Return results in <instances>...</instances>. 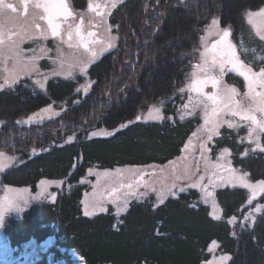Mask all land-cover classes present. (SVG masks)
I'll list each match as a JSON object with an SVG mask.
<instances>
[{
    "label": "trees",
    "instance_id": "trees-1",
    "mask_svg": "<svg viewBox=\"0 0 264 264\" xmlns=\"http://www.w3.org/2000/svg\"><path fill=\"white\" fill-rule=\"evenodd\" d=\"M263 2L127 0L122 17L115 15L112 21L114 31L125 39L89 67L87 93L78 89V75L51 77L44 89L22 77L13 89L0 90V151L19 157L0 174V185L35 190L42 178L70 185L54 200L7 215L4 234L9 244L17 247L53 237L49 258L31 264H201L209 257L208 245L216 240L231 254L226 264H264V211L249 226L238 222L232 227L228 221L244 215L248 194L243 187L216 190L220 218L210 215L192 187L155 206L151 198H144L131 201L119 214L109 208L85 215L81 198L87 186L79 183L92 166L164 163L178 156L199 122L198 116L177 117L175 109L184 99L179 89L196 60L204 27L217 16L222 26H230L238 44L244 40L259 46L244 13ZM147 101L162 106L160 119L119 126ZM49 105L68 109L41 123H18ZM100 125L115 130L109 136L86 135ZM239 133L223 126L213 138V150L227 148L233 165L246 170L252 180L264 179V151L248 150ZM262 145L264 149V136Z\"/></svg>",
    "mask_w": 264,
    "mask_h": 264
},
{
    "label": "rangeland",
    "instance_id": "rangeland-1",
    "mask_svg": "<svg viewBox=\"0 0 264 264\" xmlns=\"http://www.w3.org/2000/svg\"><path fill=\"white\" fill-rule=\"evenodd\" d=\"M249 11L255 12L257 11V8L249 9ZM83 15L86 19L97 20V18L93 17V15L88 11L83 12ZM214 17L219 21L217 16ZM213 18H211L204 27L196 48V60L189 69L185 83L179 89V92L184 95V99L176 106V116L179 118H186L190 116L199 117V122L185 141L181 153L173 159L160 164L124 165L113 168L96 166L89 167L84 176L79 179V183H84L87 186L83 191L81 198L82 210L84 213L85 211H88L91 213L90 215H93L97 212L105 211L111 208L116 214H119L126 210L131 201L141 200L144 198H151L153 205L155 206L164 201L167 197L176 195L179 191H181L180 189L192 187L199 191L200 202L207 206L210 215L215 218H220L222 211L215 196L216 190L225 186L243 187L239 183H221L218 177L219 175L227 176L228 173H226L224 169L229 166L232 169L237 170L238 175H241L244 172L248 174V172L232 164L230 151L227 148H221L217 151L213 150L212 143L213 138L216 135L212 136L210 140L207 139V134L203 130V126L205 124L203 110L199 107L193 110L191 104L189 103V96L191 95L195 98L196 95L194 92L190 93L187 87L192 80L191 73L194 71V66L201 62L200 53L204 51L205 44L208 45L209 41L216 37L214 35H210L206 31ZM245 20L248 21L246 16ZM101 26L102 27L96 33L100 38V41L92 43L87 50L81 48L80 46H75L74 42H71L73 46L70 47L69 43H64L61 39H54L50 44L47 42V38L39 39L37 37L34 40H24L20 47L24 50L25 57H36L34 62L35 69L28 75L21 74L19 79L22 77L31 78L37 86H39V84H37L36 81H40V83L44 85L42 88L44 89L46 80L51 77H74L78 75L82 77L78 89L82 92V95H84L91 87V80L88 75L89 67L96 60H98L100 56L112 49H115L117 46V36L113 30H110L109 23H103ZM219 27L224 28L227 26H222L219 21ZM108 33L116 37L114 42L115 46L102 52L101 49L106 47ZM90 51L96 52L95 59H92L90 56ZM29 67H31V65H29ZM82 67L84 68V71H81ZM5 68L9 71L12 69L11 61H8L7 64L0 62V83H3V76L7 74L5 72ZM225 74H229L228 77L230 79L223 78V84L229 87H235L241 95L247 91L242 76H239L235 72H226ZM231 76H235L237 78L236 83L232 81ZM181 89H183V91H181ZM204 90L205 92L212 90L211 85L209 84ZM107 95L108 94L106 93V98H108ZM185 104L189 105L187 110L184 108ZM61 107L62 108L56 109L51 106L50 110L41 112L42 109H48V106H45L23 118L19 121V123H41L49 119H53L59 116L65 109H68L64 105ZM150 109H159V116H163L162 106L160 104L147 101L142 105V107L137 109L133 118L127 120L119 126H122L129 121L137 120V116L141 117L139 120L160 119L150 118ZM29 116H33L34 119L31 122H26ZM235 120L239 126L234 127L233 129L240 132L238 137L247 143V149H262V139L264 133L259 134L258 140L260 147L257 148L256 145L251 142L247 125L239 123L238 117L235 118ZM223 126L228 127L227 123H223L220 125L218 132ZM114 130L115 129L100 125L88 130L86 135L88 137L109 136L114 132ZM202 143L205 144L207 149L206 151L201 149ZM224 149H227L228 151L224 152ZM0 153H3V156H0L1 174L4 170L19 162V157L16 154L4 151H0ZM205 157L207 159H205ZM214 165H223V168L219 170L218 175L212 177L215 181V185L218 186L209 185L210 174L213 171H216L213 167ZM141 173H143V175H141ZM201 177H203L202 180L200 179ZM246 180L248 183L255 185L258 181L264 179L252 180L248 175ZM128 185H131L132 187L129 188ZM64 186L68 188L70 185L65 183L64 180L56 178L40 179L35 190H32L28 186H14L7 184L0 185V210L5 211L2 223H0V264H31V262L40 260L41 258H49L50 255L48 253V249L53 243V237H48L46 240L41 242L29 240L17 247H12L4 234V223L7 215H19L32 203L44 200H54L57 193ZM204 186H208L207 190L212 193L211 197H205ZM243 188L248 194L246 202L247 208L241 218L235 217L234 220V216L228 218V221H232L231 223L229 222L232 227H234L238 222L243 225H252L257 215L264 211V192H258V194L253 197L251 201H249V196L251 195L250 190L245 187ZM133 193L135 194L133 195ZM94 200L101 202L98 208L90 206ZM10 204L13 208L9 209ZM258 206L259 211H255ZM207 250L209 252V257L201 264H209L210 261L216 262V264H226L231 257L230 253L219 248V244L216 240L210 242ZM70 254L71 258L77 261L78 256L74 252H70ZM224 256L229 257V259L221 261V258Z\"/></svg>",
    "mask_w": 264,
    "mask_h": 264
},
{
    "label": "snow or ice",
    "instance_id": "snow-or-ice-1",
    "mask_svg": "<svg viewBox=\"0 0 264 264\" xmlns=\"http://www.w3.org/2000/svg\"><path fill=\"white\" fill-rule=\"evenodd\" d=\"M122 2L123 0H109L103 8L99 4L95 6L90 4L89 10L95 11L98 16L105 18L106 22L107 14ZM20 9H23L22 14ZM244 15L247 17L248 23L255 29L256 35L264 40V7L255 12L246 10ZM74 16L75 13L72 11L68 0H19L18 5L0 0V62L7 64L8 61H11L12 63L10 71L5 68L7 74L3 76L0 90L13 89L21 74L28 75L35 69L36 57H25L24 50L20 47L26 39L34 40L37 37L46 39L48 35H51L54 38L61 39L64 43H69L71 47L73 46L71 41L75 36L78 38L79 44L87 50V45L81 34L83 21L80 24H75L74 27L73 24L69 23V18ZM65 24H68L67 30L63 28ZM206 31L210 35L219 38L215 39L210 47L205 44L204 51L200 53L201 62L194 66V71L191 73V83L187 85L189 92L196 94L195 98L189 96V103L193 110L197 107L203 110L205 121L203 130L207 134V139L210 140L212 136L219 135L218 129L223 123H227L229 128L238 127L239 124L235 120L238 117L239 123L247 125L251 142L259 148L258 137L259 134L264 133V66H261L259 71H253L252 67L240 59L237 55L236 46L229 39L230 26L220 28L217 18L214 17L211 20V24ZM65 34L67 39H64ZM88 35L93 36L94 33L89 32ZM115 40L116 37L108 33L106 47L102 48L101 51L113 48ZM90 56L95 59L96 52L90 51ZM81 71H84L83 67ZM226 72H235L243 77L247 88L243 95L235 87L223 84V77ZM36 83L43 88L44 85L40 81H36ZM209 84L212 90L205 92L204 89ZM184 108L187 110L189 105L185 104ZM50 109L51 105L48 106V109H42L41 112ZM149 117L153 119L161 118L159 109H150ZM33 119V116H29L26 122H31ZM136 119L139 120L141 117L137 116ZM201 149L207 150L204 143L201 144ZM261 150L264 151V149ZM223 151L227 152L228 150L224 149ZM0 156H3V153H0ZM205 159L207 158L205 157ZM213 167L216 171L210 174L209 185L218 186L215 185L212 177L218 175L223 165H214ZM224 171L228 175H219L218 178L221 183H239L248 188L251 193L249 201L258 192H264V180L253 185L247 182L246 177L248 174L246 172L238 175L237 170L232 169L230 166ZM200 179L202 180L203 177ZM128 187L131 188L132 186L128 185ZM207 188L208 186H204L205 197H211L212 193ZM180 190L183 191V189ZM100 203V201L94 200L90 206L98 208ZM10 208H13L11 204L9 205ZM255 211H259V206ZM4 213V210H0V223H2ZM90 214L85 211V215ZM234 219L235 217H233ZM227 259L229 257L224 256L221 261ZM209 264H216V262L210 261Z\"/></svg>",
    "mask_w": 264,
    "mask_h": 264
},
{
    "label": "flooded vegetation",
    "instance_id": "flooded-vegetation-1",
    "mask_svg": "<svg viewBox=\"0 0 264 264\" xmlns=\"http://www.w3.org/2000/svg\"><path fill=\"white\" fill-rule=\"evenodd\" d=\"M127 0H123L122 3H119L116 8H112L111 12L107 14L106 16V22L105 18L98 16L95 11H90L89 10V5L92 4L95 6L96 4L101 5V8H103L106 3L109 2V0H68V3L70 4V7L72 11L75 13L74 17L69 18V23L73 24V27L75 24H80L81 21H83L81 25V34L84 38V41L87 45V49L90 47L92 43H97L100 41V38L96 34L97 31L102 27L103 23H109L110 25V30H115L116 29V24L113 25L112 21L115 20V15H117L118 18H121L125 9L124 3ZM7 3H13L14 5L19 4V0H5ZM264 7V2L260 4L257 7V11ZM88 11L90 14L93 15V17H96L97 20H91V19H86L83 15V12ZM21 14L23 13V9H20ZM120 22L122 23V19H120ZM249 24V23H248ZM249 30L251 31V34L254 36V38L261 43V45L257 46V43H251L249 44L248 42L241 40L243 43V52L240 53L239 48L237 46L236 39L233 35V31L230 29V36L229 39L231 40L232 44L236 46L237 50V55L240 57V59L245 63L248 64L250 67H252L253 71H259L261 66H264V40H261L258 35H256L255 29L251 24H249ZM63 28L65 30L68 29V24L63 25ZM94 33L93 36H89L88 33ZM117 36V46H118V41L119 39L124 41V34L118 35L115 33ZM97 37V38H96ZM39 39H42L38 37ZM219 37L216 36L212 40L209 41L208 46H211V43L215 40L218 39ZM54 39H59V38H54L51 35H48L47 37V42L50 44ZM64 39H67L66 34ZM238 40H240V37H238ZM75 43V46H80L81 48L85 49L84 46H81L79 44L78 38L74 36L73 41ZM229 74H224L223 78H229Z\"/></svg>",
    "mask_w": 264,
    "mask_h": 264
}]
</instances>
